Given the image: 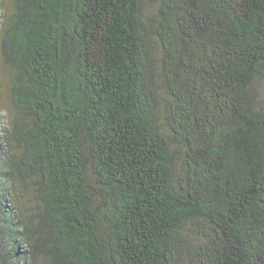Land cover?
Listing matches in <instances>:
<instances>
[{"label":"trees","instance_id":"16d2710c","mask_svg":"<svg viewBox=\"0 0 264 264\" xmlns=\"http://www.w3.org/2000/svg\"><path fill=\"white\" fill-rule=\"evenodd\" d=\"M0 264H264V0H0Z\"/></svg>","mask_w":264,"mask_h":264},{"label":"rangeland","instance_id":"374dc122","mask_svg":"<svg viewBox=\"0 0 264 264\" xmlns=\"http://www.w3.org/2000/svg\"><path fill=\"white\" fill-rule=\"evenodd\" d=\"M0 108H2V110H3V107L2 106Z\"/></svg>","mask_w":264,"mask_h":264}]
</instances>
